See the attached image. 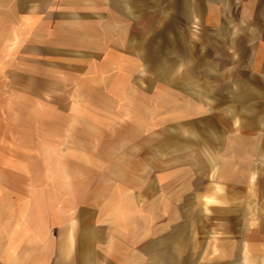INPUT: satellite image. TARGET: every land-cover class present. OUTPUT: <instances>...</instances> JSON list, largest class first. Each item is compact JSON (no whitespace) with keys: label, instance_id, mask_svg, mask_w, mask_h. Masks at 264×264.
I'll return each instance as SVG.
<instances>
[{"label":"crops","instance_id":"crops-1","mask_svg":"<svg viewBox=\"0 0 264 264\" xmlns=\"http://www.w3.org/2000/svg\"><path fill=\"white\" fill-rule=\"evenodd\" d=\"M0 105V264H264V0H1Z\"/></svg>","mask_w":264,"mask_h":264},{"label":"rangeland","instance_id":"rangeland-1","mask_svg":"<svg viewBox=\"0 0 264 264\" xmlns=\"http://www.w3.org/2000/svg\"><path fill=\"white\" fill-rule=\"evenodd\" d=\"M0 2H1V0H0ZM14 108L15 107H9V106H5L4 107V106L0 105V131L5 130V129H8V130H12L13 129V130H15V128H16V121L14 120V118L16 117V114L19 111L17 110V108H15V109ZM23 109H25V107L22 108L21 112L22 113L24 112L25 119H27L26 118V115L27 116H30L31 113H32V111H28L29 114L28 113L26 114V111H25L26 109L25 110H23ZM23 124H24V130H28V129L31 130V126H32L31 121H26L25 120ZM46 128H47L46 126H42L41 129H44L45 130ZM0 140H2V139L0 138ZM7 140L10 141L12 139L7 138ZM23 140L24 141L28 140L29 143L31 141L30 138H24ZM39 140H40L39 143H40V151H41V153L38 154V155H34V156H38V159L37 160H39L40 165L42 166L43 163L46 164L47 159H48V154H47L48 138H43V139L40 138ZM28 141H27V145H30V144H28ZM24 145H26V144L24 143ZM7 152H8V154H6ZM15 153H16L15 151L8 150V149L4 148L3 145L1 146V144H0V162L6 161V157H8L9 160H10V157H11V159H14V157L16 155ZM26 157H31V155L29 154L27 156L26 154H23V155H20V157L18 156L19 160L21 159L23 161H25ZM45 172H44L43 169L40 171V177L41 178L47 176L45 174ZM60 172H62V171H58V170L55 171V174H56L57 177H62V175L60 174ZM62 187L63 186H57L56 187V190H60ZM42 188L43 187L41 186V190H42ZM177 204H179V203L170 204L169 211H171V213H173L172 214L173 216L171 215L172 216L171 219H168L169 222H171V221L172 222H174V221H178V222L181 221V218H179V217L177 218L176 216H174V214L177 215V213H179L177 210L174 209L175 205H177ZM184 221L186 222L187 220L184 219ZM171 225H174V223H169V227H171ZM170 245H172L171 250L176 251L177 246H175L174 243H171ZM183 249H184L185 255L188 256L189 258H191L192 257V255H191V246H190L189 242H185V245L183 246ZM204 250L205 249H202L200 247V255H199L200 257L199 258H200L201 262L207 256V255H205V251ZM176 252H178V250ZM179 252H178V254H179ZM216 253H218V252L216 251ZM189 261H191V260H189Z\"/></svg>","mask_w":264,"mask_h":264}]
</instances>
